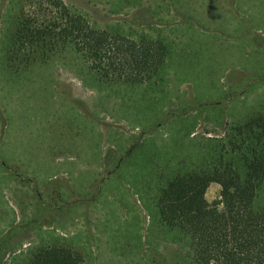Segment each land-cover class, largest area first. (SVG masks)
Returning a JSON list of instances; mask_svg holds the SVG:
<instances>
[{"label": "rangeland", "instance_id": "1", "mask_svg": "<svg viewBox=\"0 0 264 264\" xmlns=\"http://www.w3.org/2000/svg\"><path fill=\"white\" fill-rule=\"evenodd\" d=\"M64 1L101 29L148 32L180 19L169 0ZM182 2L222 46L208 37L201 60L177 44L160 79L129 87L99 84L63 55L20 73L7 67L0 0V264L54 243L81 252L83 264L184 260L179 234L154 219L152 196L191 167L169 154L196 151L264 109V0ZM220 190L207 189L211 209L222 207Z\"/></svg>", "mask_w": 264, "mask_h": 264}, {"label": "trees", "instance_id": "2", "mask_svg": "<svg viewBox=\"0 0 264 264\" xmlns=\"http://www.w3.org/2000/svg\"><path fill=\"white\" fill-rule=\"evenodd\" d=\"M7 4L2 52L16 73L63 55L75 58L77 69L99 84L134 87L160 79L173 55L166 22L165 29L148 32L101 29L64 0ZM169 4L180 19L189 17L182 0ZM170 155L173 161L183 157L191 167L158 184L153 215L179 234L185 249L179 264H264V109L231 123L219 138L205 139L196 151ZM213 182L221 187L218 209H211L205 198ZM83 263L81 252L49 245L20 264Z\"/></svg>", "mask_w": 264, "mask_h": 264}, {"label": "crops", "instance_id": "3", "mask_svg": "<svg viewBox=\"0 0 264 264\" xmlns=\"http://www.w3.org/2000/svg\"><path fill=\"white\" fill-rule=\"evenodd\" d=\"M183 3L185 4V8H186V4H192L186 2ZM185 11L189 15V17H186L185 14H183L181 18L184 17L185 19L174 20L175 22L172 24L171 26L172 28H168V34L171 37V39L174 40L173 50L175 52V48H177L176 46H178L177 44H181L184 54L187 57H189L190 59H195V57L196 58L200 57V59L203 60L204 57H202V55L205 52L203 48L207 47L206 43L208 42V37H210V39L212 40L210 44L215 49H217V46H219V48L222 46V40H220L219 37L220 32L216 31L217 30L216 28L215 30H212V28L209 27L210 28L209 29L205 25H203L200 15L198 17L197 13L193 15L189 13V10L187 8ZM177 16L179 17L180 15L177 14ZM221 31L222 34L224 33L230 36V32H231L230 30H225L226 32H224L223 30ZM49 245H63V244L54 243V244L42 245L37 249ZM37 249L32 250L31 252H29L28 255H31Z\"/></svg>", "mask_w": 264, "mask_h": 264}]
</instances>
